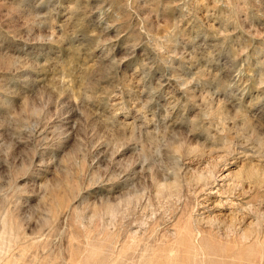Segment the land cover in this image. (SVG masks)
Instances as JSON below:
<instances>
[{
    "label": "rangeland",
    "instance_id": "374dc122",
    "mask_svg": "<svg viewBox=\"0 0 264 264\" xmlns=\"http://www.w3.org/2000/svg\"><path fill=\"white\" fill-rule=\"evenodd\" d=\"M0 264H264V0H0Z\"/></svg>",
    "mask_w": 264,
    "mask_h": 264
}]
</instances>
